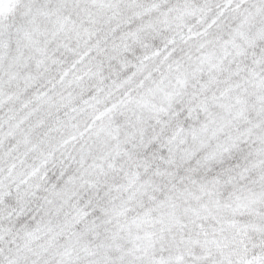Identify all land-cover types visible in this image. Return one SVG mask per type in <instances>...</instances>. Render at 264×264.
<instances>
[{
  "label": "clouds",
  "instance_id": "obj_1",
  "mask_svg": "<svg viewBox=\"0 0 264 264\" xmlns=\"http://www.w3.org/2000/svg\"><path fill=\"white\" fill-rule=\"evenodd\" d=\"M0 264H264V0H0Z\"/></svg>",
  "mask_w": 264,
  "mask_h": 264
}]
</instances>
